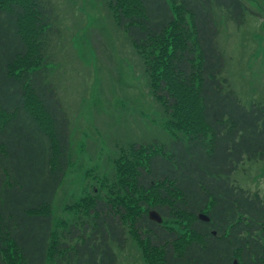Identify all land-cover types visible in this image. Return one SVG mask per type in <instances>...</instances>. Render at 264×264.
<instances>
[{"label":"trees","instance_id":"16d2710c","mask_svg":"<svg viewBox=\"0 0 264 264\" xmlns=\"http://www.w3.org/2000/svg\"><path fill=\"white\" fill-rule=\"evenodd\" d=\"M105 1L142 62L170 142L132 145L119 173L114 167L109 196L69 207L85 218L82 226L64 222L56 232L50 208L70 144L41 54L51 23L39 0H0V264H66L72 256L77 264H117L110 243L122 247L123 216H133L132 232L159 252L149 264H264V203L231 181L244 160L264 155V106L240 103L221 77L216 43L215 10L240 26L245 4ZM168 219L185 221L183 234L166 229ZM80 236L74 246L59 239Z\"/></svg>","mask_w":264,"mask_h":264},{"label":"rangeland","instance_id":"374dc122","mask_svg":"<svg viewBox=\"0 0 264 264\" xmlns=\"http://www.w3.org/2000/svg\"><path fill=\"white\" fill-rule=\"evenodd\" d=\"M39 1L51 23L42 60L46 61L47 80L68 120L69 166L50 208L54 229L61 233L62 223L79 228L85 219L69 207L93 194L109 196L107 186L114 179L115 169L120 171L119 158L132 145L154 141L168 144L170 137L162 128L163 114L149 92L142 62L117 27L106 1ZM241 1L246 14L240 26L215 10L216 43L224 61L221 77L243 106H264V0ZM231 181L264 203V155L244 160ZM132 219L120 217L122 247L110 243L117 264L157 261L159 252L148 250L150 239L142 235L140 239L132 232ZM174 221L168 219L165 228L183 234L185 221L172 225ZM59 239L74 246L83 236ZM183 245L184 240L175 248ZM70 258L68 264H77L76 256Z\"/></svg>","mask_w":264,"mask_h":264},{"label":"water","instance_id":"95a60500","mask_svg":"<svg viewBox=\"0 0 264 264\" xmlns=\"http://www.w3.org/2000/svg\"><path fill=\"white\" fill-rule=\"evenodd\" d=\"M149 216L151 217V219L155 220L157 223H160L162 221L161 218L154 212H150ZM197 218L200 221H204V222H208L209 221V218L205 214H202V213H199L197 215Z\"/></svg>","mask_w":264,"mask_h":264},{"label":"bare ground","instance_id":"6f19581e","mask_svg":"<svg viewBox=\"0 0 264 264\" xmlns=\"http://www.w3.org/2000/svg\"><path fill=\"white\" fill-rule=\"evenodd\" d=\"M89 237H90V235H89V236H87V237H86V239H87V238H89Z\"/></svg>","mask_w":264,"mask_h":264}]
</instances>
